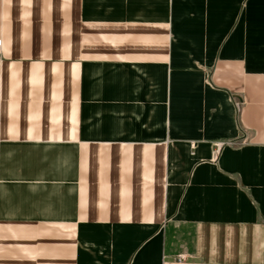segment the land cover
<instances>
[{
    "label": "crops",
    "instance_id": "0c3cea01",
    "mask_svg": "<svg viewBox=\"0 0 264 264\" xmlns=\"http://www.w3.org/2000/svg\"><path fill=\"white\" fill-rule=\"evenodd\" d=\"M0 40V264H264V0H0Z\"/></svg>",
    "mask_w": 264,
    "mask_h": 264
},
{
    "label": "built area",
    "instance_id": "2783aa9c",
    "mask_svg": "<svg viewBox=\"0 0 264 264\" xmlns=\"http://www.w3.org/2000/svg\"><path fill=\"white\" fill-rule=\"evenodd\" d=\"M0 46H1V40H0ZM235 106L237 108V111H239L240 110V107H241V104L239 103L238 100L235 101ZM183 260H185V256H182L179 261H183Z\"/></svg>",
    "mask_w": 264,
    "mask_h": 264
},
{
    "label": "rangeland",
    "instance_id": "374dc122",
    "mask_svg": "<svg viewBox=\"0 0 264 264\" xmlns=\"http://www.w3.org/2000/svg\"><path fill=\"white\" fill-rule=\"evenodd\" d=\"M181 259V257H179L178 261Z\"/></svg>",
    "mask_w": 264,
    "mask_h": 264
}]
</instances>
